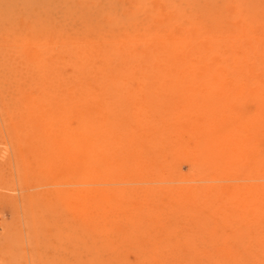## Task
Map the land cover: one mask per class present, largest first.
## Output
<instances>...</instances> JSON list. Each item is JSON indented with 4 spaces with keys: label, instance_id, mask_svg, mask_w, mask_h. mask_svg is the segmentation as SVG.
Returning a JSON list of instances; mask_svg holds the SVG:
<instances>
[{
    "label": "rangeland",
    "instance_id": "1",
    "mask_svg": "<svg viewBox=\"0 0 264 264\" xmlns=\"http://www.w3.org/2000/svg\"><path fill=\"white\" fill-rule=\"evenodd\" d=\"M0 264H264V0H0Z\"/></svg>",
    "mask_w": 264,
    "mask_h": 264
},
{
    "label": "bare ground",
    "instance_id": "2",
    "mask_svg": "<svg viewBox=\"0 0 264 264\" xmlns=\"http://www.w3.org/2000/svg\"><path fill=\"white\" fill-rule=\"evenodd\" d=\"M6 151H7V149H6Z\"/></svg>",
    "mask_w": 264,
    "mask_h": 264
}]
</instances>
